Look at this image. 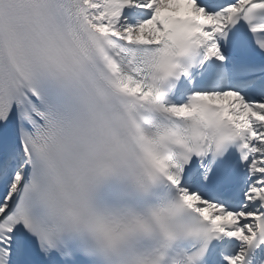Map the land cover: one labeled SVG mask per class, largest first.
Listing matches in <instances>:
<instances>
[{
  "label": "snow or ice",
  "instance_id": "1",
  "mask_svg": "<svg viewBox=\"0 0 264 264\" xmlns=\"http://www.w3.org/2000/svg\"><path fill=\"white\" fill-rule=\"evenodd\" d=\"M0 264H264V0H0Z\"/></svg>",
  "mask_w": 264,
  "mask_h": 264
}]
</instances>
